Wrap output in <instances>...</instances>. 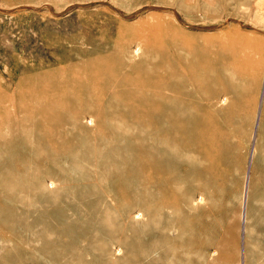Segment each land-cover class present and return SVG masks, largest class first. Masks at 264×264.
I'll return each mask as SVG.
<instances>
[{
    "label": "rangeland",
    "instance_id": "1",
    "mask_svg": "<svg viewBox=\"0 0 264 264\" xmlns=\"http://www.w3.org/2000/svg\"><path fill=\"white\" fill-rule=\"evenodd\" d=\"M0 264H264V0H0Z\"/></svg>",
    "mask_w": 264,
    "mask_h": 264
},
{
    "label": "bare ground",
    "instance_id": "2",
    "mask_svg": "<svg viewBox=\"0 0 264 264\" xmlns=\"http://www.w3.org/2000/svg\"><path fill=\"white\" fill-rule=\"evenodd\" d=\"M218 182V181H217Z\"/></svg>",
    "mask_w": 264,
    "mask_h": 264
}]
</instances>
